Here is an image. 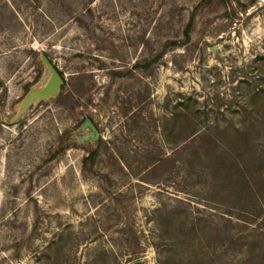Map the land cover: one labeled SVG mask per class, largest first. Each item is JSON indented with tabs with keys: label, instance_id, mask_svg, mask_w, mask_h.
<instances>
[{
	"label": "rangeland",
	"instance_id": "374dc122",
	"mask_svg": "<svg viewBox=\"0 0 264 264\" xmlns=\"http://www.w3.org/2000/svg\"><path fill=\"white\" fill-rule=\"evenodd\" d=\"M198 1L0 0V264H264V0Z\"/></svg>",
	"mask_w": 264,
	"mask_h": 264
},
{
	"label": "trees",
	"instance_id": "16d2710c",
	"mask_svg": "<svg viewBox=\"0 0 264 264\" xmlns=\"http://www.w3.org/2000/svg\"><path fill=\"white\" fill-rule=\"evenodd\" d=\"M214 1L215 0H199L195 4V7L193 9L192 14L189 16L187 22H185L183 24V25H185L184 31H185V35L188 36V39L190 38V30H191V28L196 25V22H197L196 18L198 17V10H199V8H204V7L208 6V5H212ZM220 1H224V0H220ZM237 2L240 3V1H237ZM241 5H244V3L241 4ZM13 8L16 10L15 7H13ZM66 16L67 17H71V19H76L77 18L76 16H71L70 14H67ZM170 41L173 42V43H175L177 40H170ZM62 82H63V84L66 82L64 78L62 79Z\"/></svg>",
	"mask_w": 264,
	"mask_h": 264
}]
</instances>
